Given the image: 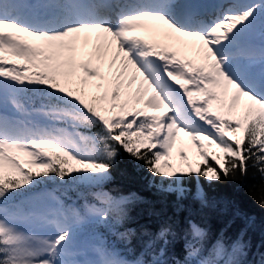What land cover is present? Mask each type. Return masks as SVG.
<instances>
[{"label":"snow or ice","instance_id":"snow-or-ice-1","mask_svg":"<svg viewBox=\"0 0 264 264\" xmlns=\"http://www.w3.org/2000/svg\"><path fill=\"white\" fill-rule=\"evenodd\" d=\"M250 178L264 211V0H0V264H264Z\"/></svg>","mask_w":264,"mask_h":264},{"label":"rangeland","instance_id":"rangeland-1","mask_svg":"<svg viewBox=\"0 0 264 264\" xmlns=\"http://www.w3.org/2000/svg\"><path fill=\"white\" fill-rule=\"evenodd\" d=\"M139 33L145 35L147 38H153L154 40H161V41L167 42L171 45H174L176 41L184 39V38L179 37L178 35H174L173 38H169L167 35H165L164 32H151V31L141 30V31H139ZM193 45H198V42L196 43L193 41H188L187 47L183 48L182 51H184L186 54L188 53L190 55L197 56L196 52L193 48ZM163 111H165V110L162 109L161 112H158L156 114H161ZM204 143H205V145H207L208 142L204 141ZM181 149H183L187 153L188 159L190 162H195L197 160L196 146L192 143L190 138L184 136L183 133L179 134V138L177 140V145L173 150V163H177L179 161L178 152ZM205 150L208 151L210 154L212 152H219V150L216 149L214 146L212 148L206 147Z\"/></svg>","mask_w":264,"mask_h":264},{"label":"trees","instance_id":"trees-1","mask_svg":"<svg viewBox=\"0 0 264 264\" xmlns=\"http://www.w3.org/2000/svg\"><path fill=\"white\" fill-rule=\"evenodd\" d=\"M127 167V165H125ZM117 183L124 184L127 187L138 188L139 185L135 183H130L128 179L117 175L116 177ZM257 180L249 179L247 181L246 187L243 190V194L240 196V203L245 212L254 215L257 220L264 219V211H262L258 204L252 199L250 195H248V190L255 184H257ZM238 192V189L235 187H223L219 189V193L223 196H234ZM144 195H150L147 192L143 193ZM239 225V222H237ZM251 239L255 245H260L262 241H264V234H262L259 230H253L250 232Z\"/></svg>","mask_w":264,"mask_h":264}]
</instances>
